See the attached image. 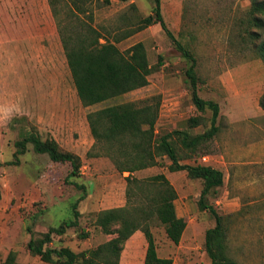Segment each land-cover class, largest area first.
Listing matches in <instances>:
<instances>
[{
  "label": "rangeland",
  "instance_id": "obj_1",
  "mask_svg": "<svg viewBox=\"0 0 264 264\" xmlns=\"http://www.w3.org/2000/svg\"><path fill=\"white\" fill-rule=\"evenodd\" d=\"M108 1L92 7L90 25L98 31L99 42L119 39L115 46L122 52L141 42L150 74L142 88L83 107L50 13L49 27L31 43L29 28L18 23L17 13L11 11L15 0H0V263L11 253L14 264H52L32 255L26 243L30 236L38 239L71 218L70 206L82 194L64 184L66 163L49 162L46 155L33 153L29 144L15 161L14 141L30 133L43 140L49 137L50 127L58 133L59 147L80 158V175L72 180L84 187V198L76 205L77 226L59 236L52 234L44 245L77 254L112 237L94 226V215L130 201L125 195L127 174L118 173L104 157L85 156L93 142L87 113L158 101L155 138L174 131L191 137L209 128L210 111L197 112L190 100L186 61L157 24L138 30V21L151 13L153 0ZM259 3L264 0H159L166 29L195 60L196 95L218 106V131L213 138L193 150L182 148L174 135L169 140L179 164L208 166L222 173L221 185L210 189L204 202L227 217L226 254L238 264H264V159L232 149L235 142L264 147V57L258 51L264 40V11L255 9ZM58 109H64V115L56 125L52 113ZM189 117H199L198 126L190 128ZM204 156L206 163L200 161ZM157 161V166L131 177L141 180L162 174L176 193L174 216L185 227L178 244H172L163 231L167 215L160 218L153 207L148 227L156 256L171 264H210L203 234L214 221L197 205L202 180L184 171H168L166 155ZM81 230L87 232L84 239L79 238ZM145 246L142 233L135 231L122 244L117 264H142Z\"/></svg>",
  "mask_w": 264,
  "mask_h": 264
},
{
  "label": "trees",
  "instance_id": "obj_2",
  "mask_svg": "<svg viewBox=\"0 0 264 264\" xmlns=\"http://www.w3.org/2000/svg\"><path fill=\"white\" fill-rule=\"evenodd\" d=\"M46 3L81 106H92L147 84L150 67L143 44L136 42L125 51H119L115 46L119 39L105 38L100 43L98 31L90 25L93 17L92 7L108 5V0H46ZM255 9L264 11V3L255 4ZM153 24L159 26L180 57L186 61L184 76L190 88V100L197 112L202 113L205 109L210 111L209 128L191 137L185 132L174 131L155 138L153 127L158 112V101L87 113L85 120L93 142L85 156L104 157L118 173H126L125 195L130 196V201L123 207L98 211L94 215V226L112 237L94 249L77 254L65 247L51 249L44 245L50 243L52 234L59 236L67 228L77 226L79 213L76 205L84 198V187L72 180L80 175V158L62 150L50 137L41 140L37 133H30L14 141L12 154L14 160L17 155L25 152V146L29 144L33 153L46 155L49 162L66 163L68 171L64 177V184L82 192L70 206L71 218L49 228L38 239L31 236L28 239L27 250L44 263L117 264L122 244L135 231H139L146 244L142 264H171L169 259L156 256L148 223L155 213L153 209L155 207L160 218L161 214L167 215L162 221L166 238L172 244H178L185 223L173 213L172 201L176 199V193L162 174L141 180L131 177L136 171L157 166L159 164L157 158L166 155L169 160L168 171H184L187 175L202 180L197 205L199 209L206 210L214 221L213 226L206 229L203 234V250L209 263L238 264L226 254L227 217L218 215L204 202L207 192L221 185L222 173L208 166L179 164L173 144L169 140L174 135L182 148L193 150L198 143L213 138L218 131V106L196 95L198 79L194 72L195 60L166 29L160 14L159 0H153L151 13L138 21V30ZM258 51L260 56L264 57V40ZM261 108L264 109L263 106ZM186 122L190 128H194L199 124V117H189ZM86 236L87 232L81 230L79 238L84 239ZM0 264H14L12 254L8 253Z\"/></svg>",
  "mask_w": 264,
  "mask_h": 264
},
{
  "label": "crops",
  "instance_id": "obj_3",
  "mask_svg": "<svg viewBox=\"0 0 264 264\" xmlns=\"http://www.w3.org/2000/svg\"><path fill=\"white\" fill-rule=\"evenodd\" d=\"M10 3V2H9ZM45 0H15L14 5H11V11H15L18 16V23L23 22L26 27L29 28L27 32V39L32 43L36 35L42 36L45 29L49 27V9L46 6ZM24 16V17H23ZM23 17V18H21ZM26 38V37H25ZM55 40V39H54ZM58 41V40H57ZM56 41V44H58ZM264 110V109H263ZM64 115V109L52 113L53 119L56 121V125L62 122V116ZM232 122L231 120H229ZM49 137L52 138L59 145V136L55 129L49 127ZM248 133V132H247ZM234 143V142H233ZM233 150L238 152H246L250 157L264 159V147H257L255 144L244 145L242 142H235L232 146ZM260 149L258 153H250L253 150Z\"/></svg>",
  "mask_w": 264,
  "mask_h": 264
},
{
  "label": "built area",
  "instance_id": "obj_4",
  "mask_svg": "<svg viewBox=\"0 0 264 264\" xmlns=\"http://www.w3.org/2000/svg\"><path fill=\"white\" fill-rule=\"evenodd\" d=\"M200 161L202 163H206V162H208V159H207V157L204 156V157H201Z\"/></svg>",
  "mask_w": 264,
  "mask_h": 264
}]
</instances>
